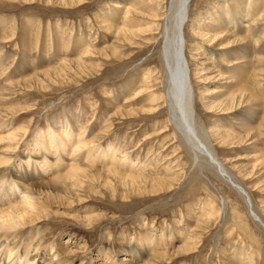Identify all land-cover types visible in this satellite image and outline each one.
<instances>
[{
	"label": "rangeland",
	"instance_id": "1",
	"mask_svg": "<svg viewBox=\"0 0 264 264\" xmlns=\"http://www.w3.org/2000/svg\"><path fill=\"white\" fill-rule=\"evenodd\" d=\"M234 1H191L184 53L198 131L259 219L171 117L162 54L173 0H0V136L14 133L1 144L16 143L3 148L16 154L7 168L45 152L35 139L53 121L70 153L58 152L55 163H65L39 179L31 212L38 218L15 229L23 238L54 246L62 264H264V53H255L247 32L221 28L211 33L215 44L198 34L216 27L215 13L234 9ZM249 1L237 3L247 10ZM254 1L263 46L264 0ZM197 43L205 48L195 55ZM211 48L230 51L226 68L214 64ZM245 48L251 57H240ZM242 64L250 69L245 82L237 78L232 101L220 98L228 68ZM238 112L256 121H240ZM110 143L113 161L101 158ZM77 146L84 171L55 179L73 165ZM7 181L0 179V209L21 200ZM148 239L158 243L143 260L125 252ZM63 243L69 253L59 250Z\"/></svg>",
	"mask_w": 264,
	"mask_h": 264
},
{
	"label": "bare ground",
	"instance_id": "2",
	"mask_svg": "<svg viewBox=\"0 0 264 264\" xmlns=\"http://www.w3.org/2000/svg\"><path fill=\"white\" fill-rule=\"evenodd\" d=\"M191 1L192 0H173L167 23L165 25V41L162 57L166 67L168 83H170L168 95L171 101V117H173V121L175 122L176 127L185 136L186 142L196 153V156L202 154L206 156L207 159L212 161L217 167L219 173L226 179H228L231 184L237 189V191L245 197V200L249 205L250 212H252L251 214L256 219H259L258 215L252 208L251 200L246 190L243 187L239 186L236 181L231 178L229 173H227L225 167L217 160L213 150L207 144L205 138L198 131L199 127L197 125L195 118L196 116L194 114L193 95L191 90V83L189 80V66L184 53L186 45L185 25L187 19L189 18V6L191 4ZM244 1V4H246V0ZM234 3V9L229 11L223 10L219 13H215L214 20L216 22V27H211L209 29L208 27L204 29L199 28L198 34H201L203 33V31H205L206 35H201L205 37L207 42L212 43L216 40V38L215 36H213V34L211 35V33L214 32V34H216L215 32L217 30H220L221 28L230 30L231 33H233V35L235 36L238 35L239 32H247L248 34H250V36L253 37L255 41V53H264V45H260V38L258 40L260 32L258 31L257 26H255L258 15L260 16V14H262V10L259 8L258 3L254 0H250V6H248L249 10H245L244 8L246 5H241V2L237 3V0H235ZM202 48H205V46L201 43L195 44L194 54H200ZM211 49V57L214 64H217L221 68H226L225 66L230 64L228 59L230 51L228 50L229 52H224L222 51V49ZM242 51L243 52L242 54H240V57H251V54H249L251 50L249 51L248 48H245L242 49ZM213 56L216 57L215 60ZM243 67H246V64H242L238 66V68L234 69L228 68V72L230 74L228 77L229 81L219 84V90L220 92L222 91L221 94L219 93L220 98L224 97L228 101L231 100L233 92L232 89H234L235 81L237 80V78L241 77H243L244 81L250 71V69L246 70L243 69ZM236 115L237 119L240 121L248 123H254L256 121V116L253 114L242 115V112H238ZM63 124V129L65 131L64 133L66 134V136H69V123L66 121V123L63 122ZM56 126V121H53L51 127H48L47 129H41L37 133L35 145H43L45 152H37L34 156L36 159L35 162L30 161L32 160V155H23L21 158L19 157L20 162L19 164L14 165L15 167L13 166L14 169H8L7 166L11 164L10 162L16 154L14 155L13 152H7L3 150V148L14 147L16 143L9 142L7 145L5 143L1 144L7 138L10 140L13 139L14 133H9L8 137H4L5 139L0 136V179L2 177H6L8 180L7 185L9 190L13 191V194H19L21 196V200L18 203L14 202L10 206L0 209V231L4 230L3 232H0V264H62L64 262L61 259L59 260V253L50 252L54 250V246L50 248H43L40 243H34V236L32 234H25L26 236L25 238H23L24 235L21 234L22 231L20 232L19 230H15L17 228L34 223V220L38 218L37 215H33L31 212L38 207V202L36 200L37 198L34 194L35 190L41 191L43 189V182H41L39 179H41L46 172L58 170V168L65 163V160H67V158L64 159L60 157L55 163L57 159L55 155H57L58 152H66L67 155L70 156V153L66 150L67 144L64 142V140H59L62 138L63 133L58 130L56 131ZM52 129L56 131V135L53 136V138H50V140H47V137L52 133ZM79 132L80 134H82L84 131L82 129L79 130ZM78 148L79 147L77 146L74 150H71L72 157L69 160L72 161L71 164L73 165L65 174L62 172L56 174L54 177L55 179L59 180L60 178H62V174L66 176H72L76 175L82 170L84 171V169H82V165L78 161V158L80 157ZM52 149H56V151L54 152L55 154L53 155L50 153ZM31 150L34 151V149ZM115 153L116 146L114 145V143H110L104 149V154L103 156H101V158H105L104 160L113 161L115 160ZM51 155L53 156V160L50 159ZM93 155V153L87 154L88 157H92ZM87 156L84 157L87 158ZM47 216L48 214H46V217ZM142 237L143 242L145 241V237ZM164 238L165 237L163 236L162 240ZM157 243L158 242L154 239H148L147 244L142 243V247H136L134 249L131 247L133 242H130L131 245L129 246V248H131V252L126 250L125 252H135L134 255L138 256L137 258L139 259L141 257V259L143 260L149 255V253L153 252L152 249L154 248H152V245ZM64 244L66 243L59 245V250L63 253H69ZM104 253H106V250L103 249L100 255L102 256ZM131 259L129 257L123 260L132 261Z\"/></svg>",
	"mask_w": 264,
	"mask_h": 264
}]
</instances>
